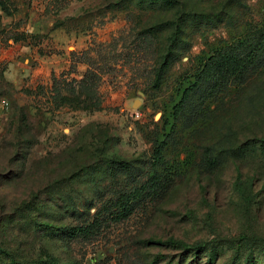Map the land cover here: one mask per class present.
Instances as JSON below:
<instances>
[{
    "label": "rangeland",
    "instance_id": "rangeland-1",
    "mask_svg": "<svg viewBox=\"0 0 264 264\" xmlns=\"http://www.w3.org/2000/svg\"><path fill=\"white\" fill-rule=\"evenodd\" d=\"M0 93V264H264V0H0Z\"/></svg>",
    "mask_w": 264,
    "mask_h": 264
},
{
    "label": "trees",
    "instance_id": "trees-1",
    "mask_svg": "<svg viewBox=\"0 0 264 264\" xmlns=\"http://www.w3.org/2000/svg\"><path fill=\"white\" fill-rule=\"evenodd\" d=\"M150 1L154 2L155 0H150ZM184 98H185V95H183L181 97L180 101L178 102V104H176V106H175V110L176 111H179L180 110V106H181ZM146 187H148L147 184L141 186L140 188H137V189L135 188L132 191H130L129 193L122 195V210H121V215L122 216L130 212V210H131L130 209L131 198L138 197L140 195L141 191L144 190ZM156 192H157V190H155V193ZM83 230L86 233H92L95 230V225L94 224H91L90 226L85 227V229H83Z\"/></svg>",
    "mask_w": 264,
    "mask_h": 264
},
{
    "label": "built area",
    "instance_id": "built-area-1",
    "mask_svg": "<svg viewBox=\"0 0 264 264\" xmlns=\"http://www.w3.org/2000/svg\"><path fill=\"white\" fill-rule=\"evenodd\" d=\"M10 108L9 100L0 93V118L4 117Z\"/></svg>",
    "mask_w": 264,
    "mask_h": 264
}]
</instances>
